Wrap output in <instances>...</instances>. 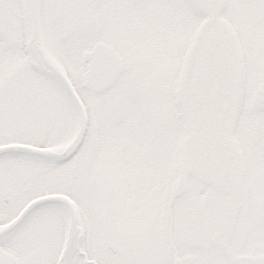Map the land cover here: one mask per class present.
<instances>
[{"label": "snow or ice", "instance_id": "1", "mask_svg": "<svg viewBox=\"0 0 264 264\" xmlns=\"http://www.w3.org/2000/svg\"><path fill=\"white\" fill-rule=\"evenodd\" d=\"M0 264H264V0H0Z\"/></svg>", "mask_w": 264, "mask_h": 264}]
</instances>
